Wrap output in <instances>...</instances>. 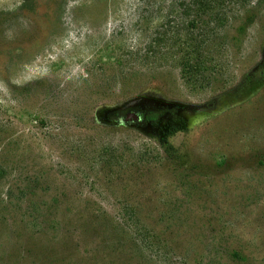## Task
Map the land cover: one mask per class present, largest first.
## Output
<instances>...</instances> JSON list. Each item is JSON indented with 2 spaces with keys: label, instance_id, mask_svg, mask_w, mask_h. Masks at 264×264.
<instances>
[{
  "label": "rangeland",
  "instance_id": "1",
  "mask_svg": "<svg viewBox=\"0 0 264 264\" xmlns=\"http://www.w3.org/2000/svg\"><path fill=\"white\" fill-rule=\"evenodd\" d=\"M126 1L0 0V264H264V0L197 81Z\"/></svg>",
  "mask_w": 264,
  "mask_h": 264
},
{
  "label": "trees",
  "instance_id": "2",
  "mask_svg": "<svg viewBox=\"0 0 264 264\" xmlns=\"http://www.w3.org/2000/svg\"><path fill=\"white\" fill-rule=\"evenodd\" d=\"M255 0H127L124 12L119 19L115 38H124L121 49H111V58L118 66L129 61L146 59L151 45L155 42L174 41L175 57L198 56L194 81L207 69L204 48L212 38L223 30L230 19L236 18L239 11L254 3ZM127 37L134 46L128 47ZM120 50V51H119ZM119 51V54L115 52ZM174 57V58H175Z\"/></svg>",
  "mask_w": 264,
  "mask_h": 264
}]
</instances>
